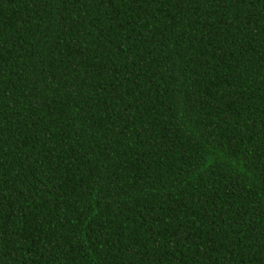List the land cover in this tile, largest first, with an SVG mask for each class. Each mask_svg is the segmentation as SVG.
<instances>
[{"label":"trees","instance_id":"trees-1","mask_svg":"<svg viewBox=\"0 0 264 264\" xmlns=\"http://www.w3.org/2000/svg\"><path fill=\"white\" fill-rule=\"evenodd\" d=\"M0 264H264V0H0Z\"/></svg>","mask_w":264,"mask_h":264}]
</instances>
